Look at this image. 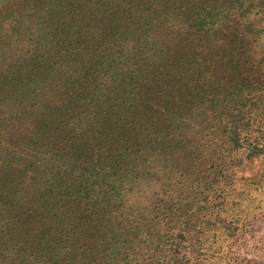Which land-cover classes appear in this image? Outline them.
Here are the masks:
<instances>
[{
    "label": "trees",
    "instance_id": "1",
    "mask_svg": "<svg viewBox=\"0 0 264 264\" xmlns=\"http://www.w3.org/2000/svg\"><path fill=\"white\" fill-rule=\"evenodd\" d=\"M182 1L194 7L188 35L212 40L216 55L227 40L224 60L235 54L242 62H220L219 69L207 58L198 73L157 50L152 34L165 30L171 39L164 15L151 28L128 19L122 34L117 16L93 23L92 0H41L32 38L17 40L23 50L0 68V202L16 222L13 236L29 232L24 262L252 264L232 252L247 224L237 219V192L221 185L229 175L201 169L214 160L209 149L202 153L190 113L198 100L210 101L228 133L226 150L264 155V115L253 114L264 99L251 85L258 52L248 56L264 33V0H228L233 10L239 4L235 15L243 21L261 24L232 41L223 34L230 19L223 1ZM13 4L0 0V10ZM106 34L123 35V58L99 46ZM237 64L242 71L233 74ZM241 211L249 215L248 206Z\"/></svg>",
    "mask_w": 264,
    "mask_h": 264
},
{
    "label": "rangeland",
    "instance_id": "2",
    "mask_svg": "<svg viewBox=\"0 0 264 264\" xmlns=\"http://www.w3.org/2000/svg\"><path fill=\"white\" fill-rule=\"evenodd\" d=\"M10 1H13L15 4L7 5L3 10H0V68L4 67L3 63L6 62V60L23 50L20 44L16 42L32 38L29 31L30 29H34L35 17H33V15L38 12L37 8L41 3V0ZM33 1L34 3H32ZM126 1L128 0H108L106 3L104 0H92V9L89 8L90 13L87 14L91 16L93 23L98 21L101 22V19H105L104 25L112 21L111 18L113 19L117 16L114 20V24L121 26L119 31L122 32V34L123 26L126 24V21L128 22V19H132L136 27L140 24H150L148 28H151L152 26L159 27L163 22L161 15H164V19L168 20V25L165 27L166 30H169L171 39L169 41L166 40L168 32L165 30L158 32L156 36L152 34L154 41L158 43L157 50H169L171 52L170 57L172 58L170 61L172 62L180 60L192 63L193 71H200L197 66L206 61L207 58L212 62L214 59H217V63H215L214 67L216 66L219 69H221V67L217 64L220 62L225 64L226 61L229 62L233 59L239 60L235 57V54L233 56H226V60H224L225 51L230 46L229 43H226L228 42L227 40L222 45L223 54L216 55L211 52L212 50L210 47L212 46V40L208 42L201 41L195 36L191 37L188 35L187 32L190 30L191 25L187 14L193 10L194 7L192 4L183 2L182 0H165L166 3L161 0H143L141 9H139L137 3L139 0H134L136 5H131L127 9L128 4ZM204 1L207 2L208 0ZM213 1H223L224 3H222V6L224 10H228L230 14L229 21L222 23V27L224 28L223 34H225V36H230L229 38L225 37V39L232 41L233 36L236 34L245 35L246 32L261 29V24H256L254 22L255 20H251V22L243 21L241 16L238 17L235 15V8L239 6L237 2H234L233 10L232 6L227 5L228 0ZM195 2L192 1L194 6ZM225 4L227 6H225ZM78 5H80V3L76 1L75 6ZM155 9L157 13L154 12ZM13 30H16L14 35H12ZM132 32L134 34V31ZM122 34L118 36V40H122L121 43H116L118 41L116 37L110 39L108 34L103 35V39L99 42V46L105 45L104 49L111 51L112 57L116 59L123 58ZM247 37L249 41H255V37H251V33H249ZM259 38V47H254L253 51L249 49L248 56H251L255 51L258 52L257 56L254 57L255 72L253 75L255 78H251V80L254 81L251 85H254V96L264 99V33L261 34ZM91 39L93 40V44L99 41V31H95ZM134 40L135 39L131 37L130 41ZM12 43L13 45L11 47ZM114 48L119 49L115 50ZM115 51L119 52L115 53ZM124 54H128V52ZM208 55L210 56L208 57ZM239 61L242 62V60ZM229 71H233V74H239L242 68L240 64H237L233 68L230 67ZM198 101L195 102L194 107H191L190 122L193 127L198 128L197 131L199 132H195V135L197 134L199 139H204V141H201L202 153L209 149L208 159L214 160L213 162H205L201 169L206 170V176L209 174L208 170L212 171L216 167L219 168V171L224 170L223 176L229 175L227 182H224L223 178L220 179L221 185L232 186L235 193L237 192L236 198L240 203L238 206L240 215L237 219H240L239 224H247L244 236L241 238L239 237L240 240L237 239L239 241L235 242L233 245L232 252L235 254L236 258H246L251 261L252 264H264V155L258 154L257 150L254 148L249 151H246V149L242 147L226 150V148H228L226 145L228 133L226 131L225 133L223 130V122L216 119L214 111L211 109L210 101ZM261 112L264 115V107L257 109L253 114L258 116L259 114L256 113ZM254 130L256 129L254 128ZM250 152L253 153L249 157L248 154ZM218 154L225 156L228 163H220ZM0 158L2 157L0 156ZM234 159L241 161V163L239 161V167H235L233 173L227 172V168L231 166ZM220 176H222V174H220ZM2 206L5 205L0 202V264H31L30 262H24V258L20 257L21 252L27 249L29 238H26V236H28L29 232L21 231L20 236L14 237L12 233L16 230V222L7 219L6 216L11 215L5 213V209H3ZM246 206L249 207V215L246 213L242 214L241 209H244ZM19 238L21 239L18 240ZM13 240H15V242H12ZM32 264L40 263L34 262Z\"/></svg>",
    "mask_w": 264,
    "mask_h": 264
}]
</instances>
